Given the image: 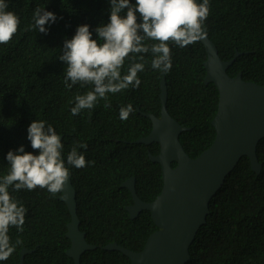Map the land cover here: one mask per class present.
Segmentation results:
<instances>
[{
  "label": "trees",
  "instance_id": "16d2710c",
  "mask_svg": "<svg viewBox=\"0 0 264 264\" xmlns=\"http://www.w3.org/2000/svg\"><path fill=\"white\" fill-rule=\"evenodd\" d=\"M37 7L58 17L47 35L29 27ZM108 8L107 0H9L8 10L20 18V23L12 39L0 44V175L8 167L2 154L21 144L32 151L26 139L32 120L41 118L53 125L62 136L65 159L78 143L87 145L78 150L86 162L93 163L79 169L68 166L76 191L79 229L85 232L86 241L96 246L81 255V264H130L121 252L103 247L116 242L137 252L157 229L147 210L134 219L129 217L126 206L132 204V197L121 184L134 177L137 196L145 202L153 201L161 191V167L147 153L158 154L159 144L146 146L134 141L147 136L152 127L141 112L160 116L163 76L167 112L190 128L179 135L185 152L197 157L216 134L211 120L217 111L218 91L214 83H204L207 53L197 39L184 48L170 43L172 68L166 74L151 69V54H144L139 88L108 94L109 108L99 100L91 110L76 116L69 113L75 96L90 87L77 84L65 89L67 66L58 60L63 41L71 38L78 25L86 23L93 30L106 23ZM203 30L221 60L232 59L236 51L241 53L228 67L229 76L240 72L243 80L264 85V0H210ZM128 64L126 59L122 72ZM128 104L134 111L121 120L119 110ZM257 158L259 174L252 171L244 156L227 175L211 200L207 222L190 246L186 264H264V138L257 146ZM12 195L27 213L22 232L14 227L9 230L13 242L20 243L3 264H18L23 248L33 250L24 256L23 264H73L65 253L70 247L65 236L70 213L61 192L53 195L37 187Z\"/></svg>",
  "mask_w": 264,
  "mask_h": 264
},
{
  "label": "clouds",
  "instance_id": "9594fccd",
  "mask_svg": "<svg viewBox=\"0 0 264 264\" xmlns=\"http://www.w3.org/2000/svg\"><path fill=\"white\" fill-rule=\"evenodd\" d=\"M107 3L106 23L98 24L93 30L89 24L78 25L71 38L62 44L58 60L67 66L65 89L77 84L81 88L90 87L75 96L69 111L72 116L93 109L99 100H104V107L109 108L108 94L139 88L138 73L145 70L144 54H151V69L168 73L172 68L170 43L184 48L193 42L202 33L210 9V0H107ZM8 8L9 0H0V44L12 39L20 23V18ZM57 19L54 12L37 7L29 27L47 35ZM145 41L154 43L148 45ZM126 59L129 64L126 72H122ZM133 111L132 104L123 106L119 118L126 120ZM26 132L32 151H26L21 144L5 156L2 154L8 167L0 175V264L16 251L20 241L13 242L9 230L14 227L22 232L27 213L12 193L39 187L55 195L68 181V166L79 169L93 163L86 162L78 150L87 147L84 143L72 147L65 159L62 136L41 118L32 120Z\"/></svg>",
  "mask_w": 264,
  "mask_h": 264
},
{
  "label": "water",
  "instance_id": "95a60500",
  "mask_svg": "<svg viewBox=\"0 0 264 264\" xmlns=\"http://www.w3.org/2000/svg\"><path fill=\"white\" fill-rule=\"evenodd\" d=\"M196 39L207 53L203 63L204 83H214L218 91L217 111L211 120L216 134L211 145L197 157L192 158L185 152L179 135L190 128L179 124L167 112V83L163 76L160 116L141 112L150 119L152 127L147 136L135 142L159 144V153L148 152V156L161 167V191L153 201L145 202L137 196L134 177L122 183L132 197L133 203L126 206L129 217L134 219L147 210L157 229L148 236L140 251H131L116 242L103 247L121 252L129 258L130 264H186L190 258L189 248L207 222L212 198L238 161L245 156L253 172L261 171L257 146L264 138V85L243 80L240 72L233 77L227 74L228 67L241 54L239 51L232 59L223 61L205 30ZM172 162L176 163L174 167ZM60 198L70 213L65 233L70 247L65 253L73 264H81V255L96 246L89 244L85 232L79 229L76 191L70 176ZM32 251L23 248L18 264H23L24 256Z\"/></svg>",
  "mask_w": 264,
  "mask_h": 264
}]
</instances>
